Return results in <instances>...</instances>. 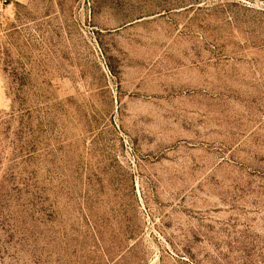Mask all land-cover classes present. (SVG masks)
Returning <instances> with one entry per match:
<instances>
[{"label": "rangeland", "instance_id": "374dc122", "mask_svg": "<svg viewBox=\"0 0 264 264\" xmlns=\"http://www.w3.org/2000/svg\"><path fill=\"white\" fill-rule=\"evenodd\" d=\"M0 264H264V0H0Z\"/></svg>", "mask_w": 264, "mask_h": 264}, {"label": "bare ground", "instance_id": "6f19581e", "mask_svg": "<svg viewBox=\"0 0 264 264\" xmlns=\"http://www.w3.org/2000/svg\"><path fill=\"white\" fill-rule=\"evenodd\" d=\"M174 112V110H172L170 113H173Z\"/></svg>", "mask_w": 264, "mask_h": 264}]
</instances>
